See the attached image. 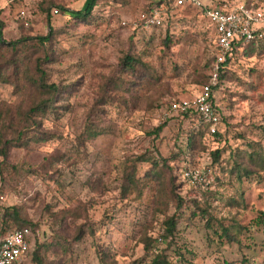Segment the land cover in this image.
Returning <instances> with one entry per match:
<instances>
[{
	"label": "rangeland",
	"instance_id": "374dc122",
	"mask_svg": "<svg viewBox=\"0 0 264 264\" xmlns=\"http://www.w3.org/2000/svg\"><path fill=\"white\" fill-rule=\"evenodd\" d=\"M201 1L214 8L243 0ZM84 2L0 0L6 42L47 35L49 15L58 36L47 47L44 69L50 83L65 90L43 120L49 140L32 152L13 148L0 157V238L15 228L2 211L16 207L34 224L46 264H101L100 253L110 264H150L156 252L172 264H263L264 169L248 155L253 147L264 160V39L252 56L236 58L213 94L223 133L192 157L206 180V190H193L179 178L184 162L172 159L186 150L180 131L190 126L173 107L191 99L210 70L208 21L194 8L174 9L163 27L145 28L150 0H100L90 21H77L68 12ZM125 56L136 60L134 72L122 65ZM25 90L0 82V141L12 137L16 110L31 102ZM216 148L222 154L214 163ZM175 185L197 204L177 212ZM173 215L174 236L154 241ZM22 264L33 263L26 258Z\"/></svg>",
	"mask_w": 264,
	"mask_h": 264
},
{
	"label": "trees",
	"instance_id": "16d2710c",
	"mask_svg": "<svg viewBox=\"0 0 264 264\" xmlns=\"http://www.w3.org/2000/svg\"><path fill=\"white\" fill-rule=\"evenodd\" d=\"M100 0H85L81 9L78 11H70L68 14L72 16L73 19L82 22H88L92 18L93 11L98 5ZM164 6L165 15L171 10H174L168 6L165 0H150L147 13L145 17L150 13V11L154 8H160V6ZM189 8H179V10H184ZM48 20V33L45 36L38 37H26L22 36L20 39L15 41L6 42L2 39V29L3 24L0 22V50L5 51L6 54H2V62L0 63V82L6 85L11 86L13 89L17 91L20 88H26V94L29 93L31 98V102L27 109L24 111L16 110V120L17 127H15V131L11 138L0 141V157L4 160L7 158L8 152L13 148H23L28 152L34 151V149L38 148L41 144L47 142L49 140V136L43 131V120L48 115H53L55 113V108L53 103L59 92L62 93L63 88H61L58 84L50 83L47 78V73L44 69V64L50 61V54L48 53L47 47L52 44V41L55 40L58 36V33L51 27L49 15L47 16ZM163 27V26H162ZM33 41L35 43H33ZM170 37L169 35L164 39V44L169 46ZM262 42L260 41H252L251 43L241 46H234L233 54L227 62L222 65L219 74H218V85L213 89L212 95L210 97L212 105H214L218 112L221 115V111L217 103L215 102L214 92L219 89L221 83L228 77L229 72L231 71L232 64L236 60L238 56L247 57L252 56L254 53V49L256 44ZM231 60V61H230ZM136 60L130 58L129 56H125L122 59V65L128 69V72H134L136 70ZM215 63V54L212 58V62L210 65V70L207 76H204V82L199 84V87L207 85L209 82L210 74L212 71L213 64ZM2 69L5 71L2 72ZM199 91V90H198ZM197 93V92H196ZM195 93V94H196ZM194 94V95H195ZM9 123H12V118L9 117ZM179 118L181 122H190V126L187 128H182L180 131L181 135L184 136V145L186 150H182V156L175 154L172 159L174 161H182L184 165H187L190 168H196L195 165H192L191 159L192 157L199 153L206 151V140L210 139L212 142H219L221 140V135L223 133L221 129V123L218 126V130L215 134L208 133V126L202 122L200 117L193 110L180 113ZM3 119L2 115H0V120ZM11 119V120H10ZM163 129V126H159L154 133L156 136ZM200 147V149H198ZM252 152L248 155L249 159L259 164V166L264 169V160L262 156L259 155L258 151H256L253 147H251ZM212 162L215 163L216 160L219 159L220 154H222V150L217 149L212 153ZM202 155V154H201ZM180 156V157H179ZM261 158V160H260ZM170 160L169 162H171ZM162 167H165L168 170H171L166 162L163 160L161 163ZM180 166L181 168L184 166ZM178 168L179 170L181 168ZM152 168L154 171L158 170L159 165L157 162L152 163ZM158 174V172H156ZM253 171L245 170V174L251 175ZM129 185H136L135 179L133 176L128 178ZM172 193L174 195L175 206L174 209L177 212H180L182 208H188L192 205L197 204V200L185 199L182 194L177 193L176 185L172 188ZM200 201V200H199ZM176 212V213H177ZM1 218L4 222L10 221L15 226L14 229L26 228L34 225L30 222L16 207L5 208L2 211ZM261 221L264 224V212L261 213ZM178 218L173 216H167L164 220V231L158 238L154 241H164L165 239L172 238L176 231V224ZM13 229V230H14ZM33 229V228H32ZM222 231V236H228V231L226 229H220ZM12 231V230H11ZM11 231H4L3 236L0 238L3 239L7 236ZM82 236V232H79V235L76 237V241H78ZM152 240H148L144 246V250L148 251L150 248V244ZM41 246L36 244L35 238L30 239V250L28 251L26 258L31 259L33 264H46L43 258L39 254V250ZM112 258L110 256H105L100 253V263L101 264H110L108 261ZM114 263V261L112 262ZM150 264H172L167 258V256L162 252H156L152 255V259ZM226 264V263H223ZM264 264V263H263Z\"/></svg>",
	"mask_w": 264,
	"mask_h": 264
},
{
	"label": "built area",
	"instance_id": "2783aa9c",
	"mask_svg": "<svg viewBox=\"0 0 264 264\" xmlns=\"http://www.w3.org/2000/svg\"><path fill=\"white\" fill-rule=\"evenodd\" d=\"M172 9L194 8L208 21L212 30V48L215 54L209 82L199 88L191 99L182 100L173 109L184 113L193 110L208 126V133L215 134L220 124V113L212 105L210 97L218 85L219 71L232 56L234 46H245L252 41L264 39V2L239 1L232 5L223 3L218 7L205 5L201 0H165ZM56 14L57 11L55 10ZM164 6L154 8L142 20L145 28L162 27ZM231 61V60H230ZM206 173V172H205ZM179 178L193 190L205 189V175L200 168L184 165ZM206 190V189H205ZM35 238L30 227L14 229L0 241V264H22L30 250V239ZM158 242H162L158 239Z\"/></svg>",
	"mask_w": 264,
	"mask_h": 264
}]
</instances>
